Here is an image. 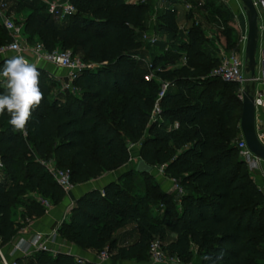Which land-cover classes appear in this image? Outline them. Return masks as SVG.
I'll return each instance as SVG.
<instances>
[{
	"label": "trees",
	"instance_id": "16d2710c",
	"mask_svg": "<svg viewBox=\"0 0 264 264\" xmlns=\"http://www.w3.org/2000/svg\"><path fill=\"white\" fill-rule=\"evenodd\" d=\"M68 1L75 11L62 19L53 18L39 0H15L13 5L17 15L27 11L15 21L26 42H38L47 51L70 50L94 66L75 75L74 92H54V81L37 66L44 96L32 112L26 135L12 129L6 113L0 116V248L26 218L43 213L32 193L51 204L64 195L38 159L52 157L55 166L68 169L69 181L75 185L126 164L127 145L132 144L137 145L139 159L152 168L163 165V174L178 182L183 190L179 202L160 188L151 173L129 168L100 190L90 189L75 198L57 228L59 235L96 254L106 249L113 262H144L148 243L156 237L164 252L183 264H264V197L235 145L238 87L210 74L218 57L205 52L202 27L192 23L182 38L176 10H155L153 30L164 34L169 44L162 56L150 57V69L159 65L155 76L170 85L158 100L156 118L149 121L159 90L157 80H144L147 68L140 60L145 53L140 34L147 29L149 0ZM202 7L218 21L225 49L233 48L230 10L215 0H204ZM7 41L0 25V46ZM158 44L162 49L163 44ZM132 175L141 180L139 194L129 188ZM152 204L159 206L156 214ZM19 206L15 221L12 210ZM128 223L133 224L136 238L119 245L117 234ZM13 260L95 264L41 250Z\"/></svg>",
	"mask_w": 264,
	"mask_h": 264
},
{
	"label": "built area",
	"instance_id": "2783aa9c",
	"mask_svg": "<svg viewBox=\"0 0 264 264\" xmlns=\"http://www.w3.org/2000/svg\"><path fill=\"white\" fill-rule=\"evenodd\" d=\"M46 6L47 12L55 19H62L67 15L72 14L75 11L74 6L68 0H39ZM128 2H138L143 0H126ZM252 5L255 7L258 20V36L259 33L264 29V0H251ZM204 0H195L193 2H183L185 11H193L194 9H199L203 6ZM5 7L3 0H0V16L1 26L4 28L8 35V41L0 46V54L10 52L12 55H23L25 59L29 62H47L55 67L65 70V81H60L58 77L48 74V77L59 83L58 91L69 90L71 92L76 91L72 86L71 81L74 79L75 75L87 68H92L94 64L85 63L77 58L76 55H72L70 50L55 48L53 50L47 51L42 45L38 42L33 44H27L25 37L21 32V25L16 23L12 18L1 15V10ZM170 8L171 7H167ZM152 18V17H151ZM239 34L237 38V45L231 49H225L219 47L217 50L218 62L210 71V74L217 76L221 80L235 83L238 87L237 97L241 100V93L244 89L245 84H249L252 80L248 75H244V61H243V50L245 43V34L246 26L244 29H238ZM140 40L146 44L153 45L156 41L151 30H144L140 34ZM255 61L256 66L261 72V80L264 81V48H256L255 52ZM179 62L183 64L185 62L184 54H181L179 57ZM147 71L145 72L143 78L146 81L155 79L159 82V90L157 96L153 102L150 114L149 121H152L156 118L159 107L158 100L163 95L167 87L170 85L169 82L159 80L154 71L160 70L159 68L150 69V63H144ZM255 76V81H257ZM56 89V88H55ZM252 103L255 110V132L258 140L264 145V132H261L257 128V116L259 109H264V96L259 91L253 89L252 91ZM176 123L173 124L175 128ZM235 145L238 151L240 159L244 162L246 169L250 173L252 179L255 174H258L260 177L264 178V160H261L253 156L247 149L245 142L239 132L237 139L235 140ZM132 144H128L127 148L130 150ZM130 160V157L128 158ZM39 164L44 168V170L52 177L56 184L60 187L64 194H68L72 188V184L69 181V171L65 168H59L55 166L54 160L52 157L38 159ZM156 173L162 178L166 179L169 183L166 193L173 196L174 200L178 203L179 198L183 193L182 188L178 182L173 179L165 176L162 172L163 165L154 167ZM259 190L262 192L264 197V187L257 185ZM38 204L42 207L43 212H45L51 205V202L40 195L35 193L31 194ZM55 229L53 228L50 232V235H54ZM26 246L33 247L35 250L47 251L49 249L44 245L42 236L40 234L34 235L29 242L26 243ZM23 253H26L27 249H22ZM97 263L104 264L109 259V253L106 249H103L98 254H96ZM77 262L81 259L76 258ZM179 262L177 258L168 256L164 250L161 241L154 237L152 238L147 247L146 260L140 264H171V262ZM0 264H18L15 260L7 261L2 256H0ZM184 264H193L192 262H187Z\"/></svg>",
	"mask_w": 264,
	"mask_h": 264
},
{
	"label": "crops",
	"instance_id": "0c3cea01",
	"mask_svg": "<svg viewBox=\"0 0 264 264\" xmlns=\"http://www.w3.org/2000/svg\"><path fill=\"white\" fill-rule=\"evenodd\" d=\"M157 7H163L167 8L169 5V0H158L156 1ZM153 5V4H152ZM168 5V6H167ZM198 9H194L192 11L193 18L196 17L195 11ZM230 11L234 12L232 8H230ZM27 11H24L26 13ZM185 11L184 13H186ZM234 15V13H232ZM11 13L12 18L16 13L12 10L9 11ZM183 13V15H184ZM22 16V14L20 13ZM181 15L180 17V23L177 22V26L180 24H184V16ZM205 16L199 17L200 19H205L208 23L214 25V22L211 20L210 16L204 12ZM232 27L235 28L238 31L239 28H241L239 22H238V16H234L232 19ZM213 22V23H212ZM150 20L147 21V27L149 26ZM209 30V29H208ZM257 47L258 48H264V29L259 33L258 41H257ZM218 50V49H217ZM216 50V51H217ZM12 53L6 52L3 54H0V60L4 58H11L13 55ZM38 67L44 69L48 74L58 77L60 81H65V70L55 67L47 62L42 61H33ZM255 76L258 78L257 81L254 82V89L259 91L264 96V81L261 80V72L258 68H255ZM257 128L259 131L264 132V109H259L258 116H257ZM131 153L129 152V156L132 155V157L137 156L138 157V149L137 145H132L130 148ZM129 150V151H130ZM130 160L123 166L112 170V171H106L101 173L98 177L88 180L84 183L75 184L72 186L70 192L68 194H64L63 197L59 202L56 204H51L50 207L43 212L39 216H34L30 218H26L25 222L22 226V228L16 233V235L9 241L8 244L3 245L0 248V256H2L7 261L13 260L16 257H20L23 255H27L31 252L36 251L33 247L26 246V243L30 241L32 237L36 234H40L43 239L44 245L49 249L50 254H54L57 252H63L67 253L74 258H80L86 261L93 262L95 264L97 263L96 253L91 249H81L71 242L65 240L61 235L58 234L57 228L60 224V222L65 219L66 215L69 213V209L71 208L73 204V200L79 196H81L83 193L90 189H98L100 190L106 183L110 181H115L119 177V175L122 172L127 171L130 166ZM150 173L152 174L153 178L158 182L160 188L163 191H166L169 187V183L166 179L162 178L156 173V170L154 168L151 169ZM0 177H1V170H0ZM253 180L256 185H261L264 187V178L260 177L258 174H255L253 176ZM21 211V207L14 208L12 210V218L15 221L19 220V214ZM133 224L128 223L124 228L120 229L118 232V244L124 245L131 243L136 238L135 233L132 230ZM55 229L54 235H50V232L52 229ZM22 249H27L26 253H23ZM104 264H138L131 260H118L116 262H113L110 258L104 263Z\"/></svg>",
	"mask_w": 264,
	"mask_h": 264
},
{
	"label": "rangeland",
	"instance_id": "374dc122",
	"mask_svg": "<svg viewBox=\"0 0 264 264\" xmlns=\"http://www.w3.org/2000/svg\"><path fill=\"white\" fill-rule=\"evenodd\" d=\"M156 1H158V0H149V8H148L149 12L147 13V21L150 20V23H149V26L147 27V29L151 30L153 32L154 36L156 37V41L153 45H149L146 43L142 44V47H143L145 53H144L143 57L140 58V60L142 61L143 64L146 62H150V57L152 55L162 56L165 53L167 46L169 44V40L167 39V37L164 34L159 33V32L156 33L153 30L154 21H155V10L158 8ZM3 2L5 3V7L1 10V15L12 18V15H11V13H9V11L13 10V5H14L15 0H3ZM183 2H184L183 0H173V1L169 0V3H168L169 6L167 5L168 7H171V8L173 7L176 10V23L177 22L180 23V21H181L180 16L183 15V13L185 12ZM215 3H217V4L220 3L223 7L227 8L229 10H230V8H232L234 10V12L230 11V12L234 13V15L231 14L232 19L234 18V16H238V22L241 26V29L245 28V26H246L245 25V18H244V15H243V12L241 9V4H240L239 0H215ZM204 12H206V10L203 7L199 8L197 11H195V14H196L195 18H193V16H192V11H191V14L189 13L190 15L188 14L189 17H188V15H186L187 12L184 13V15H183L184 21L187 20V17H188V21H185L183 25L180 24L178 26V32L182 38H185L184 30H186L192 23L194 25L201 26L203 31H204V35L207 38V41L205 43L206 45L204 47L205 52L210 56H213V55L217 56L216 50L219 47L225 48L221 37H219V35H218V30L220 29V26H219L218 21L211 16H210V18L214 22V25L210 24L211 22L208 23L204 18L200 19L199 17L205 16ZM1 19H2V17L0 16V25H1ZM12 19L14 21H18L21 19V15L16 14V15H14V17ZM233 29H234V35L236 38V42L234 45V47H235L237 45V38H238L239 31L236 30V27ZM158 43L163 44L162 49L159 48ZM27 44H29V43L27 42ZM76 56H77V58H80L78 55H76ZM158 67H159V65H155V68H158ZM167 67L168 66L165 65V68H167ZM244 75H247V74L244 73ZM54 84L55 85H54L53 91L58 92L57 89H58L59 83L54 81ZM129 152L131 153V150ZM129 157H130L129 166H130V168L134 169L136 162L139 158L137 156L132 157V155H130ZM131 178H132V181H131V183H129V188L132 191H135L137 194H139L141 192V187H140L141 180L136 175H132ZM123 179H124V181H126L127 176H125V178H123ZM15 208H18V207H15ZM158 209H159V206L157 204H152L151 211L153 214H156V212H158L157 211ZM168 238H169V236H168ZM194 262H196V260H194Z\"/></svg>",
	"mask_w": 264,
	"mask_h": 264
},
{
	"label": "clouds",
	"instance_id": "9594fccd",
	"mask_svg": "<svg viewBox=\"0 0 264 264\" xmlns=\"http://www.w3.org/2000/svg\"><path fill=\"white\" fill-rule=\"evenodd\" d=\"M39 77L37 65L23 55H14L0 64L4 86V91L0 92V116L6 113L12 129L25 135L32 112L43 101Z\"/></svg>",
	"mask_w": 264,
	"mask_h": 264
},
{
	"label": "water",
	"instance_id": "95a60500",
	"mask_svg": "<svg viewBox=\"0 0 264 264\" xmlns=\"http://www.w3.org/2000/svg\"><path fill=\"white\" fill-rule=\"evenodd\" d=\"M239 2L241 4L246 25L243 50L244 72L252 81L249 82V84H245L241 93L238 128L249 152L253 156L264 160V145L258 140L256 136L255 110L252 103V91L254 89L256 66L255 52L258 41V14L255 7L252 5L251 0H239ZM134 169L138 173H150L152 167L146 164L143 160L138 159ZM171 264L183 263L173 261Z\"/></svg>",
	"mask_w": 264,
	"mask_h": 264
}]
</instances>
